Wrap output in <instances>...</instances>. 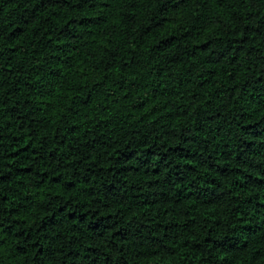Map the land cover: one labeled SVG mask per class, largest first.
Segmentation results:
<instances>
[{
  "label": "trees",
  "instance_id": "1",
  "mask_svg": "<svg viewBox=\"0 0 264 264\" xmlns=\"http://www.w3.org/2000/svg\"><path fill=\"white\" fill-rule=\"evenodd\" d=\"M0 264H264V0H0Z\"/></svg>",
  "mask_w": 264,
  "mask_h": 264
}]
</instances>
